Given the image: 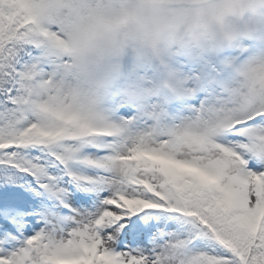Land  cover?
<instances>
[{"label": "snow or ice", "instance_id": "snow-or-ice-1", "mask_svg": "<svg viewBox=\"0 0 264 264\" xmlns=\"http://www.w3.org/2000/svg\"><path fill=\"white\" fill-rule=\"evenodd\" d=\"M71 6L0 0V264H264V65L122 112L73 84Z\"/></svg>", "mask_w": 264, "mask_h": 264}, {"label": "clouds", "instance_id": "clouds-1", "mask_svg": "<svg viewBox=\"0 0 264 264\" xmlns=\"http://www.w3.org/2000/svg\"><path fill=\"white\" fill-rule=\"evenodd\" d=\"M65 13L73 84L101 103L177 98L192 69L242 46L264 65V0H72Z\"/></svg>", "mask_w": 264, "mask_h": 264}, {"label": "bare ground", "instance_id": "bare-ground-1", "mask_svg": "<svg viewBox=\"0 0 264 264\" xmlns=\"http://www.w3.org/2000/svg\"><path fill=\"white\" fill-rule=\"evenodd\" d=\"M180 105V103L178 102V100H172L170 102V104L168 105V109L169 111H173L175 110L176 107H178Z\"/></svg>", "mask_w": 264, "mask_h": 264}, {"label": "rangeland", "instance_id": "rangeland-1", "mask_svg": "<svg viewBox=\"0 0 264 264\" xmlns=\"http://www.w3.org/2000/svg\"><path fill=\"white\" fill-rule=\"evenodd\" d=\"M171 102V101H170ZM169 102V103H170ZM179 103H181L180 101H178ZM169 105V104H168ZM127 108H130V106L129 105H124L122 108H121V111L123 112L124 111V109H127Z\"/></svg>", "mask_w": 264, "mask_h": 264}]
</instances>
